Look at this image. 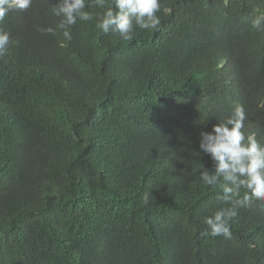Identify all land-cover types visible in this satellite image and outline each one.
I'll return each mask as SVG.
<instances>
[{
  "label": "trees",
  "instance_id": "trees-1",
  "mask_svg": "<svg viewBox=\"0 0 264 264\" xmlns=\"http://www.w3.org/2000/svg\"><path fill=\"white\" fill-rule=\"evenodd\" d=\"M56 2L0 22V264H264V202L232 239L206 234L226 205L197 154L237 105L264 144V0H161L159 30L129 41L95 20L38 31Z\"/></svg>",
  "mask_w": 264,
  "mask_h": 264
},
{
  "label": "clouds",
  "instance_id": "clouds-1",
  "mask_svg": "<svg viewBox=\"0 0 264 264\" xmlns=\"http://www.w3.org/2000/svg\"><path fill=\"white\" fill-rule=\"evenodd\" d=\"M33 0H0V22L10 12L26 11ZM87 9L100 8L102 12L93 13ZM162 10L161 0H57L51 6L52 14L60 18L56 28H38V31L56 34L59 29L66 41L72 39L71 29L78 21H96L100 34L118 33L129 41L133 39L134 26L144 30L158 31ZM256 30H264V14L256 15L252 21ZM13 40L10 32L0 29V58L9 54ZM246 114L242 105H237L232 114L223 122L215 123L209 131H201L198 137L199 153L207 155L213 169L203 168L200 180L204 186L217 189V200L226 206L204 217L203 223L210 230L208 235L232 239L230 221L238 215L241 208H250L254 201L264 202V144L257 140L255 133H245ZM245 189L240 198V189ZM146 193L142 198L148 203Z\"/></svg>",
  "mask_w": 264,
  "mask_h": 264
}]
</instances>
